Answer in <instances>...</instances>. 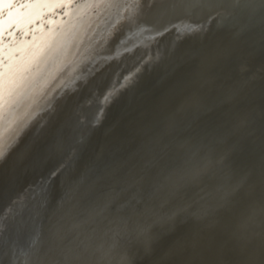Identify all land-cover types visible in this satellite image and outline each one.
<instances>
[{"label":"rangeland","instance_id":"obj_1","mask_svg":"<svg viewBox=\"0 0 264 264\" xmlns=\"http://www.w3.org/2000/svg\"><path fill=\"white\" fill-rule=\"evenodd\" d=\"M11 1L0 0V4ZM40 1L14 0L0 13V65L7 47L31 37L38 24L65 14L63 8L58 16L54 9L43 15ZM258 1L245 6L254 7ZM239 20L234 30L251 18ZM162 29L116 51L84 58V63L78 62L81 66L73 63L63 72L64 64L59 67L62 73L45 77L54 82L23 78L1 89L0 167L15 166L14 159L27 141L20 144L21 139L29 130L34 132L50 112H57L62 102L60 121L66 122L75 108L85 124L78 132L100 122L120 91L135 81L145 64L160 59L163 51L138 59L125 70L114 62L105 77L98 76L102 68H110L111 60L138 47L146 49ZM4 30L10 38L1 35ZM249 32L240 43H231L230 49L224 46V53L214 52L182 67L126 123L103 169L83 183L72 181L60 188L49 209L52 191L39 199L41 192L31 190L36 188L32 181L40 175H32L0 214V240L8 217L17 219L14 207L23 220L31 221L18 245L1 249L0 264H264V27ZM57 74L66 78L61 80ZM24 88L25 93L31 89L27 96ZM95 97L100 105L88 118L79 105ZM75 132L67 130L71 137ZM75 150L72 145L50 169V176ZM31 155L27 151L24 160ZM7 177L0 183L2 194L9 190ZM22 207L29 212H22Z\"/></svg>","mask_w":264,"mask_h":264},{"label":"water","instance_id":"obj_2","mask_svg":"<svg viewBox=\"0 0 264 264\" xmlns=\"http://www.w3.org/2000/svg\"><path fill=\"white\" fill-rule=\"evenodd\" d=\"M204 1L186 0L184 2L185 6L186 4H190L194 5V8L188 10V13H179L169 18V20H174L186 16L189 19H203L205 23H208V27L202 32H196L197 34L201 33V36L195 38L193 41H189L187 35L175 36L174 34L178 32L175 28H167L159 34L156 44L163 51L160 59L154 61L152 64H145L143 70L137 72L135 81L120 91V96L113 100L100 122L94 121L90 127L82 132H78L85 124L79 119V113L75 108L71 109L66 122L60 121L62 120V116L61 118L59 116L63 113L62 106L64 104L62 102L61 105H58L59 109L56 110L57 112H50L49 117L34 132L31 133V130H29V134L21 139L20 144H22V141H27L22 145L18 158L15 157L14 159L15 166L11 165L8 168L4 166L0 167V183H2L4 177L8 176L5 179V186L7 190L9 189L6 194H2L0 190V214L4 206L11 202L12 196L19 190H23L24 185L27 184L34 174L40 176L32 181H35L36 188H33L31 191L34 190L36 194L40 191L41 194L38 195L39 199L44 194L46 195L49 191H52L46 206L49 209L57 199L56 191L60 188L69 185L72 181L83 183L103 169L111 158L114 142L121 135L126 123L136 117L148 102L153 100L161 90L165 89L170 81L180 73L182 67L192 60L211 55L214 52H223L224 46L230 49L231 43H240L244 35L252 29L264 27V19L259 20L255 18L238 30L232 28L237 25L238 20L243 15L245 5L240 4V0H212L213 2L209 5ZM222 9H225L226 12L220 19L211 22L204 18L211 11ZM52 11L53 9L43 11L42 13L46 15V13H52ZM40 19L41 16L35 21L38 23ZM13 29L14 26L10 28V31ZM16 31L20 30L15 29ZM3 36L5 38L11 37L10 34ZM191 36L193 37L194 35L191 34ZM137 50L140 51V48L138 47L133 52ZM133 52L125 53L116 61L111 60V65H109L111 67H103L99 76L105 77L109 75L114 62L120 63L123 70L133 65L138 60L136 57H133ZM130 57L134 58L133 62L128 61ZM125 60L127 62L126 66L124 65ZM110 80L111 76L107 82L108 84ZM91 94L93 95V93ZM98 105H100V101L95 97L86 104L83 101L79 107L85 111L88 118H92L95 114L94 109ZM59 121L60 123H58ZM71 128L76 129L74 137H71L67 133V130ZM72 145L76 149L75 152L56 174L50 176V169L58 161H62L65 158L71 150ZM27 151H32V155L24 160V154ZM10 163L11 161L8 164ZM48 175L47 184L42 183V178ZM13 209H16L15 211H17L18 216L15 220L10 218L11 216L8 217L10 222L4 228L0 240L1 254V249L3 250L4 246L10 245L14 248L18 245L19 241L23 240L24 233L31 224L30 220L26 221L22 219L23 214L17 208L14 207ZM24 211L29 212V209L24 207L22 212Z\"/></svg>","mask_w":264,"mask_h":264},{"label":"bare ground","instance_id":"obj_3","mask_svg":"<svg viewBox=\"0 0 264 264\" xmlns=\"http://www.w3.org/2000/svg\"><path fill=\"white\" fill-rule=\"evenodd\" d=\"M12 1L5 5H2L1 3L0 13L5 8H7L12 3ZM70 1L71 0L40 1V12L54 9V15L58 16L57 14H60L64 8L65 14H62L63 16L61 17L49 19L46 24L44 23L45 25H43V23L38 24L35 33L31 37L27 36L21 38L16 42V44H12L3 51V55L6 57V59L0 65V93L1 89L3 90L8 86L10 87L11 84H15V82H18L19 79L25 78V81L29 80L31 82V78L34 80L38 77L40 80H43L45 77H50L48 75H51V78H53V76L56 77V72H61L66 68L70 70L69 66H71L73 63H81V61L84 63V58H92L94 56L97 57L112 51H116L131 40H141L150 37L159 32L162 28L165 29L164 27L171 26L172 24L179 21V24L171 26L170 28H175L178 30V32L174 34L175 36L187 35L189 41H193L195 38L201 36V33L197 34L196 32H202L208 27V23H205L203 19L191 18L190 20L184 21L186 16H182L174 20H169V18L175 16L176 14L188 13V10L194 8V5L192 6L190 4H186L185 6L184 2L186 0H82L80 2H76L75 4ZM204 2L208 3L209 5L213 1L205 0ZM250 2L251 0L239 1L240 4L244 5ZM57 7L58 9H56ZM223 12H226V10H213L206 14V17L204 18L213 22V20H217L216 18L221 17ZM250 18L251 21H253L255 18L259 20L264 19V0L258 1L254 7L245 6L241 19L247 20ZM42 21L44 22V20ZM6 32L7 30H4L1 35H6ZM191 34L194 36L192 37ZM262 37H264V33H262ZM158 39L159 35H157L156 38L150 42V46H148L146 49L136 52L137 55L135 54L133 57L141 59L149 56H157V54L162 51L161 48L156 44ZM133 57H130L128 61H134ZM64 64L67 66H64V68L61 69V66ZM78 64L76 66H78ZM79 65L81 66V64ZM115 65L121 67L120 63H116ZM124 65H127L126 60L124 61ZM76 66L74 65V70L76 69ZM69 72L71 73V71ZM69 72L68 75H70ZM46 73L47 75H45ZM59 75L57 74V78L59 77V79H61ZM51 78H45V80L52 81ZM63 78L64 77H62L61 80H64L66 77L64 79ZM46 83L50 85V82ZM48 84H46L47 88L49 87ZM21 86L23 87V85ZM27 86L26 88L28 89ZM31 86H33L32 89L36 88V86L34 88L32 83ZM39 86H41L40 83ZM78 86L79 84L77 87ZM77 87L75 88V91ZM14 89L16 90V88ZM19 89H21L20 85L17 90ZM28 91L25 93L24 88V95L29 94ZM16 92H14L15 95ZM5 95L6 94H4V96ZM8 95L6 96L8 97ZM13 98L14 97L11 99L10 97V101H12ZM35 98L36 97H34V99ZM3 100L8 99L3 98ZM2 132L3 130L1 131V134Z\"/></svg>","mask_w":264,"mask_h":264}]
</instances>
